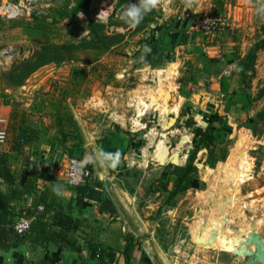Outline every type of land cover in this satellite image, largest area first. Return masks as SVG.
Wrapping results in <instances>:
<instances>
[{
    "label": "rangeland",
    "instance_id": "374dc122",
    "mask_svg": "<svg viewBox=\"0 0 264 264\" xmlns=\"http://www.w3.org/2000/svg\"><path fill=\"white\" fill-rule=\"evenodd\" d=\"M5 1L18 5L22 0ZM78 1L40 0L16 19L8 20L0 15V131L7 133V143L0 157L16 179L28 171H37L45 177L52 168H65L70 158H84L89 138L92 140L109 130L110 116L105 105V98L110 95L108 86L123 84L130 88L146 84L152 89L148 94L152 99L150 106L143 112L141 109L129 113L131 116L143 114V123L128 127L138 129L137 132H125L131 141L136 140L135 145L129 147L131 150L146 149L148 163L145 169L138 170L136 167L129 169L121 162L117 177L130 185H143L138 198L145 220L151 222L148 228L152 237L151 256L156 264H173L176 257L183 264H235V257L229 252L238 245L241 234L229 227H248L245 229L248 232L256 222L258 228L264 229V190L254 194L258 183L245 184L254 178L252 172H260L264 166V51L258 53L255 77L247 85L234 76L235 72L231 77L223 76L231 80L230 87L214 92L210 99L199 90L192 91L188 97L190 101L180 110L171 108L173 102H178L172 101L176 89L168 91L164 86L165 79L171 80L175 75L171 63L160 67L162 56L158 54H148L144 62L138 58L143 45L160 46L168 41L169 33H178L176 40L185 36L186 41L194 45V56L184 66L186 69L180 68L182 75L193 73L195 79H200L204 71L196 70L201 69L202 60L209 59V54H220L235 61L252 50L262 36L264 17L257 14V8L264 0H249L252 6H246L243 21L238 19L235 9L242 5L241 0H223V5L214 2V7L210 0H161L144 17L150 19L149 22L143 19L135 28H125L120 17H111L103 23L89 14L92 5L108 9L111 6L108 0H92L86 16L73 15ZM119 2L116 0L117 8ZM2 3L0 0V5ZM211 13L225 15L230 27L215 35L200 31L197 20ZM179 16L183 19L179 20ZM93 28L97 32H92ZM95 34L101 35V39L123 34L125 39H105L103 44L93 39ZM198 44L219 45L220 48L204 52L205 48ZM46 49H51L53 60L29 74L46 55ZM148 59L152 65L146 63ZM195 59L198 60L193 62ZM146 71L151 72L150 78L148 74L143 75ZM122 73L126 78H117ZM140 76L142 82L138 79ZM211 84L213 82H205L207 87ZM215 112L221 113L224 125L216 124L221 133L213 156L218 159L228 153V159L231 152L237 156L225 166L223 173L231 179L226 177L222 193L214 200L217 208L208 214L214 219L211 222L200 208H190L193 200L199 201L201 188L206 189L204 177L208 167H216L208 150L200 151L195 161L198 168L196 187L175 198L167 192H152V185L158 186L160 179L148 183L145 172L155 165L165 171L170 165L166 162L162 166L159 162L162 148L170 149L172 155L179 154L180 166H186L195 149V128H207L208 116ZM65 136L66 142L63 141ZM22 139L25 142H20ZM256 174L264 186V175ZM165 175L169 173H164L162 178ZM173 179L170 178V191L175 187L176 178ZM220 216L222 219L216 220ZM226 220L228 229L218 237V244L224 251L206 250L192 243L188 234L191 227L205 221L224 225Z\"/></svg>",
    "mask_w": 264,
    "mask_h": 264
},
{
    "label": "crops",
    "instance_id": "0c3cea01",
    "mask_svg": "<svg viewBox=\"0 0 264 264\" xmlns=\"http://www.w3.org/2000/svg\"><path fill=\"white\" fill-rule=\"evenodd\" d=\"M210 1H212L211 6L214 7V0ZM241 4L235 8L238 11L237 15L240 21L247 9L246 6L250 5L251 7L252 2L241 0ZM205 9L208 10V8ZM80 13H83L82 16L80 15L81 17L85 15V12ZM176 35L178 33H174L172 37L167 36L168 41L160 44V54L158 55L162 56L160 67H166L168 63H171L170 65L175 71V75L171 80L165 79L164 86L168 91L176 89L175 95H172V101L177 100L178 102L175 104L173 102L171 108L175 107L176 110H180L186 102L190 101L188 97L192 91L199 90L200 93H204L210 99L213 97L214 92L230 87L231 80L223 79V70L230 65V61L233 59L229 57L226 59L216 53L214 55L209 54V59L202 60L201 69L196 70L198 72L204 71L200 79H195L196 76L193 73L191 76H188V72L182 75L181 69L194 56V45L191 41L182 43L179 39L176 40ZM198 46L205 48L204 52H206V49L216 50L220 48L219 45L209 47L198 44ZM213 56L215 59L211 58ZM197 60L195 59L193 62ZM142 73L145 76L148 74V78L152 76L149 71ZM117 78L125 79V73L118 74ZM138 79L141 81L142 77L140 76ZM173 79H176V81L173 82ZM205 82H213V84L208 88L205 86ZM147 87L146 84L142 83L130 88L123 84L121 86H108L110 95L105 98V105L108 107L106 110L110 116V128L103 134L94 136L92 140L90 138L87 140L90 143L86 145L84 158L86 155H96L99 151L115 153L119 150L122 153V162L127 168L145 169L148 163L146 149L143 148L144 150L141 149L138 152L131 150L136 140L131 141L125 131L137 132L138 129H129L128 127L143 123V114L131 116L129 113L132 110L138 111L141 109L143 112V109L147 110V106H150L152 99L150 98L151 95L148 94H151L152 89ZM197 138V135H195V141ZM236 156L231 152L226 161L217 162L215 168L208 167L204 177L206 189L201 188L199 201L193 200L190 203V208L194 210L200 208L203 211L206 220L209 219L214 222V219H210L208 214L213 212V208H217L214 200L222 193L226 177L228 180L231 179L229 175L226 176L223 173L225 166L230 163L232 157L235 158ZM95 159L98 160L99 158L95 157ZM88 164L93 178L83 186H69L66 176L63 172L59 173L57 168H52L48 173L52 178L51 181L40 179L38 182L40 192L50 186H60L62 190V194L59 195L61 203L65 212L73 217L78 229L70 232L69 238L65 240V231L60 226L53 224L56 218L54 212H51L44 219V222L47 223L45 229L42 231L33 230L26 238L27 240L18 242L12 237V229L9 228L4 231V225L0 224V264H48L50 261L56 264H156L151 256L150 248L152 237L149 236L151 232L148 228L151 227V222L145 220L146 216H144V211L140 206L141 201L138 198L139 192L143 190V185H130L129 182L119 179L117 177L118 167L105 169L98 162ZM238 164H236L237 167ZM253 166L252 170L254 171L256 166L255 164ZM161 170H163L162 167L155 165L150 171L145 172L147 182L150 183L152 179H161L163 174L166 173V171ZM260 170V172H257V170L252 172L254 178L245 183L248 186L255 185V182L258 183L257 187L260 188L255 187L254 192H252L254 194H260L264 190V186L256 177V173L260 174V177L264 175V166ZM230 175L233 174L230 173ZM26 176L27 173L23 174L20 179L16 180L14 185L7 184L0 178V191L4 194H10L16 189H22L20 183ZM167 176L165 175V178ZM173 178L172 176V181ZM147 182L146 184H148ZM154 189L157 190L160 187L154 186ZM242 191H244L243 188H241L240 193L244 198L245 195ZM248 194L250 196L251 193L248 192ZM36 197V193L23 194L20 199L12 200L10 205L16 213L14 220L24 216L25 212L32 207ZM230 208L232 207L229 206V210ZM237 213L239 214V211ZM222 217L220 216L216 220H220ZM246 228L248 227H244V229ZM98 247H103L108 253L110 252L114 256V260L111 261L108 256L104 260L97 259L95 249Z\"/></svg>",
    "mask_w": 264,
    "mask_h": 264
},
{
    "label": "trees",
    "instance_id": "16d2710c",
    "mask_svg": "<svg viewBox=\"0 0 264 264\" xmlns=\"http://www.w3.org/2000/svg\"><path fill=\"white\" fill-rule=\"evenodd\" d=\"M92 0H79L76 6L73 9V15H77L80 12H87L88 4ZM215 3H220L223 5V0H214ZM128 3V0H120L118 4V9L123 8ZM150 19L144 18V21L149 22ZM152 20V19H151ZM142 23H140L138 26H140ZM124 27H130L126 23H124ZM166 28V27H164ZM92 32H97L96 30H92ZM173 34V32H171ZM261 38L259 41L255 44V46L252 48V50L244 57L237 58L235 61H230V64L233 62H236L237 69H242L241 71L236 70L234 73V76H236L241 83L247 85L248 82L255 77L256 73V63L258 59V53L260 51H264V25L261 26ZM94 40L102 41L104 44L105 39L112 40V41H123L125 39V35L123 34H115L110 35L108 37H103L101 39V35L95 34ZM169 36L172 37L173 35ZM97 37V38H96ZM100 37V38H99ZM182 43L186 42L185 36H182V38L179 40ZM66 48V47H65ZM152 52L150 55H156L160 54V46L151 47ZM51 49H46V55L43 57L41 61H37V65H35L29 74L33 72L34 70L38 69L39 67L43 66L47 62H50L53 60L54 57H50ZM148 65H152L151 61L148 59L146 62ZM209 118V125L207 128L197 127L195 128V134L197 135V140L195 141V149L189 156L188 164L186 166H174L170 164L166 167L165 171L166 173H169V176L165 179V177L161 178L158 181V186L160 189L155 190L154 185L151 187V191L154 193L158 192H167L170 194L171 198H175L180 193H184L190 189H193L196 187V183L198 182L197 172L198 168L195 165V161L197 159V155L202 150H208L209 151V157H213L214 163H217L219 161H226L228 153H224L222 157L216 158L214 155V149L218 142V137L221 133V128H218L216 124L224 125V118L222 115H220L219 112H215L212 115L208 116ZM24 139V138H23ZM23 139L20 142H25ZM28 140V138H26ZM64 142H66V136L64 137ZM32 158V157H31ZM82 158V157H77ZM31 160V159H30ZM32 161V160H31ZM4 159L0 157V178L4 180L5 183L14 185L16 182V176L7 168L5 165ZM174 176L176 178L175 180V187L173 191H170L169 185H170V178ZM40 179H46L51 181L52 178L50 175H47L45 177H41L37 171H28L27 176L24 177L20 183V186H22V189H16L10 194H4L0 191V224L4 225L5 229L4 231H7L9 228L12 229V237L17 240L18 242H24L27 240L28 235L26 236H20L18 235L14 230V224L16 220L14 218L16 217V213L14 209L11 207L10 203L13 199H20L23 194H37L36 200L34 201L32 207L25 212L24 216L27 217H35V220L33 222L32 230H38L42 231L47 227V223L44 222V219L47 218L48 214L51 212H54L55 214V220L53 224L60 226L64 231V239L67 240L69 238L70 232H73L78 229V226L74 222V219L71 215H68L65 212V209L61 203V199L58 195H56L52 189L53 186L47 187L43 191L38 190V181ZM39 206L44 207V211H39ZM49 226V225H48ZM99 249H102V252L100 254V259L104 260L105 257H110L111 261L114 260V256L103 247H98L95 249L96 253L99 252ZM48 264H56L53 261L48 262Z\"/></svg>",
    "mask_w": 264,
    "mask_h": 264
},
{
    "label": "built area",
    "instance_id": "2783aa9c",
    "mask_svg": "<svg viewBox=\"0 0 264 264\" xmlns=\"http://www.w3.org/2000/svg\"><path fill=\"white\" fill-rule=\"evenodd\" d=\"M25 2L24 6L20 4L16 5L9 1L3 0V3L0 5V15L8 20H13L22 15L24 10H31V6L34 3L39 2L40 0H23ZM110 2V7L104 9L102 7L98 8L96 5H92L89 9V14H91L95 19L106 23L111 17H119L121 9L117 8L116 0H108ZM30 7V8H28ZM103 11L104 16L98 17V14ZM86 16V15H84ZM183 17L179 16V20H182ZM230 27L228 18L223 14H205L197 20V28L207 35H215L218 33H223L226 29ZM190 33V32H189ZM236 64H230L223 73V76L231 77L236 71ZM3 133V138L0 139V152H3L4 147L7 143V133L5 131H0ZM34 161V158H31ZM84 158L73 157L70 158L67 166L58 168L59 173L63 172L66 176V181L71 187H80L87 184L92 178L93 174L89 168V164L81 167V161ZM58 173V175H59ZM39 211L43 212L44 207L39 206ZM35 217L20 216L16 219L14 224L15 232L20 236H26L31 233L33 222ZM102 249H99V252L96 255L97 259H100V254Z\"/></svg>",
    "mask_w": 264,
    "mask_h": 264
},
{
    "label": "water",
    "instance_id": "95a60500",
    "mask_svg": "<svg viewBox=\"0 0 264 264\" xmlns=\"http://www.w3.org/2000/svg\"><path fill=\"white\" fill-rule=\"evenodd\" d=\"M20 5L24 6L25 2L22 0ZM159 162L162 166H165L166 162L174 166H180L179 154L172 155L170 149L162 148ZM229 228L241 234L238 245L232 252H229L235 257V264H264V229L258 228L256 222L252 223V229L248 232L238 226H231ZM227 229L228 220L225 221L224 225H215L205 221L200 226L191 227L188 234L192 243L198 247L206 250L220 249L224 251L218 244V237L220 233H225ZM173 264H183V262L180 258L176 257L173 259Z\"/></svg>",
    "mask_w": 264,
    "mask_h": 264
},
{
    "label": "clouds",
    "instance_id": "9594fccd",
    "mask_svg": "<svg viewBox=\"0 0 264 264\" xmlns=\"http://www.w3.org/2000/svg\"><path fill=\"white\" fill-rule=\"evenodd\" d=\"M160 2L161 0H135V2H133V0H128V3L121 9L119 17L124 21V23L132 28H135L143 21L144 17L148 13H150L160 4ZM257 14L264 17V4H261L257 8ZM80 15L82 16L83 13H80ZM104 15L105 13L101 11L98 14V17ZM142 48V53L138 58L140 62L146 61L147 55L152 52V48L149 45H143ZM237 70L241 71L242 69L238 68ZM2 138L3 133H0V139ZM95 157H98L99 159L97 160ZM96 162L102 165L105 169H115L122 162V153L119 150H117L115 153H105L103 151H99L96 155H86L84 160H82L80 163L81 167H83L88 163ZM52 191L58 196L62 194L60 186H54Z\"/></svg>",
    "mask_w": 264,
    "mask_h": 264
}]
</instances>
